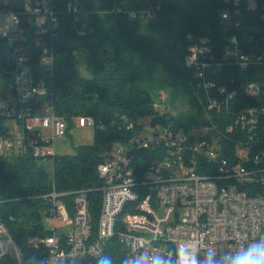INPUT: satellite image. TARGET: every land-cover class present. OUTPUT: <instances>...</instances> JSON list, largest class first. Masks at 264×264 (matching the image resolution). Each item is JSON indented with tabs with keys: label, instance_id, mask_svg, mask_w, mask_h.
I'll return each instance as SVG.
<instances>
[{
	"label": "built area",
	"instance_id": "2783aa9c",
	"mask_svg": "<svg viewBox=\"0 0 264 264\" xmlns=\"http://www.w3.org/2000/svg\"><path fill=\"white\" fill-rule=\"evenodd\" d=\"M223 1L220 14L226 27L239 26L243 12L259 14L264 21V0ZM111 12L144 20L155 15L151 9H126L118 4ZM64 13L81 21L89 11L75 0H0V154L31 152L47 163L57 155L53 141L67 133L66 120L43 100L46 86L30 63V48L38 47L40 63L53 70V49ZM76 27L74 22L72 28ZM231 42L234 50H226V54L234 57L238 67L264 65V52L253 59L240 51L235 35ZM191 50L186 59L189 65L196 62L198 51L206 52L205 48ZM204 65L216 73L222 63ZM199 76H204L203 70ZM205 85L212 88L216 84L208 80ZM216 89L225 94L226 101L236 94L222 85ZM261 90L258 81L246 86L249 96L259 95ZM212 102L210 107L217 106L218 98ZM125 122L134 134L113 142L114 154L98 167L102 207L95 235L89 190L59 193L53 189L44 196L50 203L45 223L52 234L30 237L28 245L46 248V264H97L114 235L128 248V264L141 253L149 257L174 254L185 243L203 256L209 247L225 253L264 236V106L241 109L225 127L229 133L236 128L242 132L234 147V160L221 156L219 137L209 135L206 124L205 131L199 133L197 128L162 125L154 116L134 121L125 118ZM73 125L105 126L102 120L85 115L75 116ZM141 150H150L146 166ZM59 222L64 223L63 228L58 227ZM7 255L14 256L17 264H25L0 220V259Z\"/></svg>",
	"mask_w": 264,
	"mask_h": 264
},
{
	"label": "trees",
	"instance_id": "16d2710c",
	"mask_svg": "<svg viewBox=\"0 0 264 264\" xmlns=\"http://www.w3.org/2000/svg\"><path fill=\"white\" fill-rule=\"evenodd\" d=\"M89 11L81 21L68 13L60 16V35L54 44V68L46 70L38 59L39 49L30 48V63L36 77L47 89L44 101L54 113L66 120L68 130L75 116H92L103 121L95 128L92 144L80 145L73 155H56L49 171L31 152L0 154V220L21 250L25 264H46L45 247L28 245L33 236L52 234L45 223L50 203L45 199L53 189L59 193L80 189L89 190V212L93 235L96 234L102 196L99 165L111 155V144L124 141L134 134L126 128L125 118L134 121L154 116L162 125L171 128L188 127L168 111H162L147 90L146 82L155 76L169 78L182 88L194 110L206 111L209 135L219 137L221 156L236 159L235 144L242 139L236 128L232 133L225 127L232 123L241 109L264 106V65L241 69L226 50H234L232 35L238 40L241 52L253 59L264 52V21L259 14L243 12L239 26L226 27L220 11L223 0H75ZM124 2L132 9L155 11L148 20L130 19L126 13L111 12ZM74 22L76 29L72 28ZM250 37H252L250 39ZM192 47L197 52L191 65L186 59ZM225 57V58H224ZM222 66L218 72L204 63ZM83 62L88 74L80 71ZM204 76H199L200 71ZM213 80L215 87H207ZM261 83V93L249 96L246 86ZM235 91L234 98L225 100L216 86ZM3 84H0V90ZM213 98L218 105L210 107ZM163 112V114H161ZM143 166L150 162V150H141ZM68 204L71 197H66ZM128 248L117 235L106 243L104 255L113 264H122ZM0 264H17L12 255L0 259Z\"/></svg>",
	"mask_w": 264,
	"mask_h": 264
},
{
	"label": "rangeland",
	"instance_id": "374dc122",
	"mask_svg": "<svg viewBox=\"0 0 264 264\" xmlns=\"http://www.w3.org/2000/svg\"><path fill=\"white\" fill-rule=\"evenodd\" d=\"M124 7L129 9L131 5L124 2ZM79 68L82 74H88L83 62H80ZM146 84L152 99L162 111L173 114L188 127L197 128L199 133L205 131L208 114L206 111L200 112L192 109L188 103L187 93L182 88L174 85L169 78L162 76H155L149 79ZM94 132L95 128L93 126L81 128L73 125L64 137L56 138L52 145L57 155H73L76 153L78 146L93 143ZM109 154L113 155L114 150L111 149ZM43 165L49 171H52V160L43 163ZM58 227L63 228L64 223L59 222Z\"/></svg>",
	"mask_w": 264,
	"mask_h": 264
},
{
	"label": "clouds",
	"instance_id": "9594fccd",
	"mask_svg": "<svg viewBox=\"0 0 264 264\" xmlns=\"http://www.w3.org/2000/svg\"><path fill=\"white\" fill-rule=\"evenodd\" d=\"M97 264H113L112 257L101 256ZM122 264H128V258ZM132 264H264V236L235 251L218 253L214 247H209L203 256L198 255L190 243H185L168 256L149 257L141 253L132 258Z\"/></svg>",
	"mask_w": 264,
	"mask_h": 264
}]
</instances>
